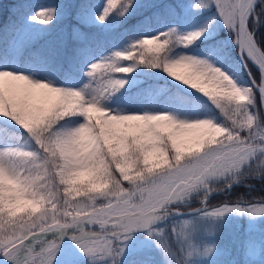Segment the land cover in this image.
<instances>
[{"label": "snow or ice", "instance_id": "6c2138e0", "mask_svg": "<svg viewBox=\"0 0 264 264\" xmlns=\"http://www.w3.org/2000/svg\"><path fill=\"white\" fill-rule=\"evenodd\" d=\"M178 17L186 29L169 23ZM221 24L238 60L226 62L219 41L197 51ZM261 25L264 0L13 4L0 21L6 264H121L137 234L160 264H195L214 248L192 238L201 218L264 215V199H209L216 183L264 180ZM185 211L199 216L169 220Z\"/></svg>", "mask_w": 264, "mask_h": 264}, {"label": "trees", "instance_id": "16d2710c", "mask_svg": "<svg viewBox=\"0 0 264 264\" xmlns=\"http://www.w3.org/2000/svg\"><path fill=\"white\" fill-rule=\"evenodd\" d=\"M49 0H0V21H7L9 17V10L12 8L13 4L16 3H30V4H40V3H48ZM119 2V0H118ZM159 0H142V3H158ZM182 3L187 4L190 3V0H181ZM211 11H214L212 9ZM211 11L205 12L203 15L208 16L211 15ZM150 9L148 8H143L141 12H139L137 15H134L129 18L127 23L124 25V27H130L138 22L139 19H141L144 15L149 14ZM175 22L181 23L184 19L182 18H176ZM172 21V20H170ZM169 21V23H171ZM187 23V22H186ZM188 27V23H187ZM223 28L220 27L215 31V34L211 36L208 40H202L201 42H198L196 45V48L199 52L202 53H208L209 51V45H215L217 41L221 42V48H222V54L224 55L225 61H231V60H238L237 55V48L233 45L228 40H225L224 37H222L220 34L223 35L222 32ZM259 33L264 35V25H261L260 28L257 29ZM138 72L142 73H150L154 72L152 69H138ZM255 69L253 68V72L255 73ZM148 83H152L151 80L147 81ZM159 84L165 85V80L161 79L158 81ZM259 104V100L257 101ZM219 138V137H218ZM22 142V138H21ZM171 159V157H170ZM161 167H165L161 163ZM130 175L134 174V169L130 171ZM124 188H129L130 185L127 181L123 182ZM213 189H223V191H218L209 197L210 202L212 204H217L220 201L223 200H231L235 202L237 199H244V200H250L253 202L260 201L261 199H264V180H261L259 178H249L248 180L242 182V183H237L233 184L231 189H227L224 183H216L213 185ZM225 192H227V195H225ZM73 199H80L83 198V195L80 197H76L75 193H73ZM202 197H196L191 199L187 204H180L179 207L182 209H187L188 207L191 208H196L199 206L200 199ZM172 220V219H169ZM168 221H165L162 223L160 226L164 227L165 224H167ZM237 237H238V244L232 246V251L229 255V257H235L238 259L237 264H264V232H260V230H255V229H247L245 225H239L237 228ZM143 234H137V238ZM219 237H215V239H218ZM223 238V237H221ZM66 243H71L70 241H67ZM259 243L260 247V257L258 259V262H254L252 260H249L247 257H244V253L249 250V247ZM229 241L226 239V250L229 248ZM139 251H129L122 259L121 264H144L147 262L148 264H160V262L157 259H151V255L148 256H143L137 254ZM200 255H197L195 257L190 258L191 260L195 261V264H215L213 258H201L199 257ZM3 259V257H0ZM80 264V262H79ZM83 264H86V260L83 261Z\"/></svg>", "mask_w": 264, "mask_h": 264}, {"label": "rangeland", "instance_id": "374dc122", "mask_svg": "<svg viewBox=\"0 0 264 264\" xmlns=\"http://www.w3.org/2000/svg\"><path fill=\"white\" fill-rule=\"evenodd\" d=\"M142 2V0H141ZM176 20L170 21L172 24H175L179 29L184 30L187 28L186 21H182L181 23L175 22ZM221 27L223 28L222 32L223 35L220 34L222 37H224L225 40H228L231 45L235 46L231 42V38L228 34V31L226 28L223 27L221 24ZM200 53V52H199ZM201 55H207L208 53H200ZM153 70V69H152ZM154 72L156 70H153ZM117 77L123 75V74H116ZM214 188V187H213ZM221 189H216L214 191H219ZM75 199V200H82ZM174 218L177 222L180 219H187L191 218L193 216L198 217V213H183L181 215L173 214ZM201 228L200 232L198 234L193 235V240L198 241L201 244V248L203 244L211 243L214 245L213 252L210 255L199 257L201 258H213L215 264H237L238 259L229 257L232 246L238 244V237H237V228L238 226L245 225L247 229H255L260 230V232H264V215H258V216H251L249 214H240V213H228L225 214L222 218L217 219H209V218H201ZM215 237H219L218 239H215ZM223 237V238H221ZM226 239L229 241V248L226 250ZM151 241L148 240L144 235H141L137 238V235L130 241L127 253L131 250L133 251H139L137 254H141L143 256L151 255V259H157L160 262V257L158 255V250H156L154 247H148L147 245L150 244ZM264 246V243H263ZM251 249V251H250ZM260 247L259 243H256L249 247V250L246 251V253L242 254L244 257H247L249 260H252L254 262H258V259L260 257ZM197 256V254L194 253L193 257ZM2 257V256H0ZM62 260H67V257H62ZM152 259V260H153ZM74 264H79V260H76L73 258ZM84 261V260H83ZM0 264H6L4 258H0ZM87 264V261H86ZM144 264H148L145 262ZM173 264H175V261H173Z\"/></svg>", "mask_w": 264, "mask_h": 264}, {"label": "water", "instance_id": "95a60500", "mask_svg": "<svg viewBox=\"0 0 264 264\" xmlns=\"http://www.w3.org/2000/svg\"><path fill=\"white\" fill-rule=\"evenodd\" d=\"M238 54H239V52H238ZM238 56V55H237Z\"/></svg>", "mask_w": 264, "mask_h": 264}]
</instances>
